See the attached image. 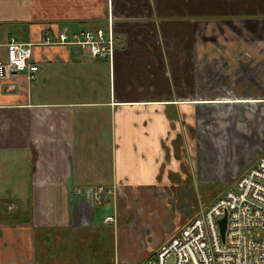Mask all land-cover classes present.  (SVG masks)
<instances>
[{"label":"crops","instance_id":"1","mask_svg":"<svg viewBox=\"0 0 264 264\" xmlns=\"http://www.w3.org/2000/svg\"><path fill=\"white\" fill-rule=\"evenodd\" d=\"M81 29L112 34L111 61L45 43ZM10 38L38 73L0 77V264H39L41 230L93 223L91 188L118 187L116 224L176 233L209 151L231 161L212 115L264 104V0H0L3 63Z\"/></svg>","mask_w":264,"mask_h":264},{"label":"rangeland","instance_id":"2","mask_svg":"<svg viewBox=\"0 0 264 264\" xmlns=\"http://www.w3.org/2000/svg\"><path fill=\"white\" fill-rule=\"evenodd\" d=\"M232 110L227 114V118H224V114L221 113L223 117L218 122L213 119L214 114L211 117L209 130H215L217 126L226 128L223 141L227 143L226 148L231 161L221 163L217 159L219 157L208 150L206 160L210 170L208 173L205 171L206 176L202 180L195 177L196 186L191 199L193 204L188 212V214H194L196 211L192 219L198 217L203 209L224 192L234 189L235 182L256 161L255 159L250 161V159L256 155L259 157L264 152V104L243 105L234 107ZM203 119L207 121L209 118L203 115ZM239 127L243 130L242 135L237 133ZM241 164L246 166L241 175L226 176L227 171L232 170L231 173L238 171ZM217 168H226L223 171L224 175L213 178L214 174H217ZM208 174L210 177L207 176ZM87 188L89 187L83 189ZM118 205L121 210L119 195L116 199L117 210ZM94 207L93 223L85 224L83 227L67 226L51 232L49 236H45L46 229L41 230L40 233H43V236L41 234L36 236L35 241L39 264H144L146 260L153 259L162 247L168 246L182 229L181 227L175 233L173 229L176 228V221L168 217L166 220L162 219L160 226H155L158 234H151L150 231V237H147V234L142 233L141 225L138 223L128 224L126 220L115 226L103 224V219L107 215H113L112 206L104 204ZM7 208H3L2 211ZM35 213L39 214V211ZM87 213L88 217L83 219L86 222L90 218L91 211ZM30 215L31 211L26 210L25 218L30 219ZM44 236L45 240L42 241ZM174 261L175 258L171 255L167 258L166 264H174Z\"/></svg>","mask_w":264,"mask_h":264},{"label":"built area","instance_id":"3","mask_svg":"<svg viewBox=\"0 0 264 264\" xmlns=\"http://www.w3.org/2000/svg\"><path fill=\"white\" fill-rule=\"evenodd\" d=\"M55 42L86 49L92 59L111 61L113 57L110 34L106 39L101 31L80 30L71 34L62 32L55 38L45 37L46 44L54 45ZM5 46L8 57L6 62L0 61V77L24 74L29 82H34L38 67L32 63L31 45L10 38ZM235 183L234 189L224 192L203 209L154 261L147 264H163L171 254L174 264H264V154ZM87 191L99 198L104 189ZM116 199L114 196L109 204L113 215L105 217L103 223H115ZM224 216L227 218L226 240L221 241L217 222Z\"/></svg>","mask_w":264,"mask_h":264},{"label":"bare ground","instance_id":"4","mask_svg":"<svg viewBox=\"0 0 264 264\" xmlns=\"http://www.w3.org/2000/svg\"><path fill=\"white\" fill-rule=\"evenodd\" d=\"M79 31H80V30H79ZM81 31H89V32H92V33H97L98 31H101L106 39L109 38V34H110V38H111V41H112V44H113L112 47H113V49H114L115 41H114V39H113V37H112V34H111L110 32H109L108 34H106V33H105L104 31H102V30H97V31L94 32V31H91L90 29H81ZM57 43H58V42H57ZM103 189H104V192L100 195L99 198H96V197L92 194L93 205L96 206V207L102 206V205H104V204H105L106 206L109 205V204L111 203L113 197L118 195V192H117L118 187H117V188H116V187H113V188H111V189H106V188H103ZM107 191H110V193L107 194V193H106ZM78 193L82 194L81 191H79V190H75V195H78ZM196 218H197V217H196ZM194 219H195V218H194ZM194 219H192L190 222H192ZM220 220H221V219H220ZM220 220H218V222H219ZM190 222H189V223H190ZM218 222H217V227H218L219 237H220L221 241H224V240H226V236H225V235H226V230H227V218L225 217V231H224V236H223V238H221V235H220V230H219ZM189 223H188V224H189ZM104 224H110V225L115 226V225H116V221H115V223H104ZM188 224H187V225H188ZM187 225H186V226H187ZM186 226H185V227H186ZM185 227H183V228L181 229V231H182ZM181 231L179 232V234H178L175 238H173V239L171 240V242H172L174 239H176V238L180 235ZM171 242L168 244V246L171 244ZM168 246H166V247H162V248L157 252V254H158L160 251H162L163 248H167ZM157 254L155 255V257H154L153 259H148L144 264H147L149 261H154L155 258H156V256H157ZM171 255H173V254H171ZM171 255H169V256H171ZM173 256H174V255H173ZM166 260H167V259H164V260H163V264H166Z\"/></svg>","mask_w":264,"mask_h":264},{"label":"water","instance_id":"5","mask_svg":"<svg viewBox=\"0 0 264 264\" xmlns=\"http://www.w3.org/2000/svg\"><path fill=\"white\" fill-rule=\"evenodd\" d=\"M225 217H226V216H224V217L218 222L221 238H223V236H224V231H225Z\"/></svg>","mask_w":264,"mask_h":264}]
</instances>
